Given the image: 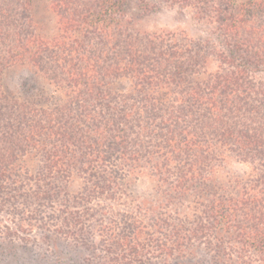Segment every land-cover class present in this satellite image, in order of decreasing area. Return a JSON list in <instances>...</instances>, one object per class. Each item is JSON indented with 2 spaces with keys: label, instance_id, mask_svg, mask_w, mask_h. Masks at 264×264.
<instances>
[{
  "label": "trees",
  "instance_id": "obj_1",
  "mask_svg": "<svg viewBox=\"0 0 264 264\" xmlns=\"http://www.w3.org/2000/svg\"><path fill=\"white\" fill-rule=\"evenodd\" d=\"M104 2L80 12L74 0H50L56 33L49 37L30 0H0V213L15 199L5 192L8 181L18 186L12 175H38L44 190L33 194L37 200L53 199L48 191L59 195L57 185L69 175H92L90 194L112 196L115 175L141 174L146 163L161 185L175 176L176 199L197 195L202 207H188L194 220L184 215L173 229L171 245L161 247L166 256L196 242L213 251L210 264H264V81L255 78L264 71V26L240 19L264 11V0H248L243 15L218 20L224 49L212 53L213 72L201 51L168 46L172 35L109 48L115 19ZM19 67L30 76L14 93L5 78ZM38 154L43 161L32 174ZM228 158L251 172L210 191ZM100 171L108 175L103 184L95 177ZM29 197L22 191L17 198ZM168 223L158 220L156 228ZM81 224L76 219L75 227ZM29 226L21 222L18 232ZM143 231L137 226L133 240Z\"/></svg>",
  "mask_w": 264,
  "mask_h": 264
},
{
  "label": "rangeland",
  "instance_id": "obj_2",
  "mask_svg": "<svg viewBox=\"0 0 264 264\" xmlns=\"http://www.w3.org/2000/svg\"><path fill=\"white\" fill-rule=\"evenodd\" d=\"M49 1L30 3L40 31L52 37L56 33V18L49 10ZM99 1H105L100 5L103 10L109 7L108 12L114 14L115 21L108 23L115 35L109 48L124 51L128 39L142 47L150 36L172 35L168 46L182 44L201 51L213 72L218 62L212 53L224 49L218 20L223 15L239 13L248 0H74L80 12L96 8ZM246 15L240 19L251 21L248 25L264 26V11ZM28 76V67L13 68L6 74L5 85L9 91L20 93ZM255 78L264 81V71ZM129 86L125 81L122 87ZM42 161V154L33 157L28 167L30 173L35 174ZM139 171L142 173L138 175L122 171L115 175L117 186L112 196L90 194L92 175H69L68 183L57 185L59 195L48 191L55 196L51 200L33 198V194L44 190L35 182L38 175H12L18 186L8 181L5 191L15 199L0 213V264H210L214 253L208 251V245L195 242L182 255L173 252L166 256L161 249L166 243L171 245L170 233L184 221V215L191 216L188 207L198 211L200 198L193 195L185 200L176 199L170 191L174 175H170L169 184L161 185L148 164H141ZM215 171L210 191L220 192L229 181L249 174L251 168L228 158ZM100 174L95 177L103 184L108 175L104 171ZM22 191L30 195L28 200L17 198ZM76 219L82 224L75 227ZM161 219H169V223L159 230ZM193 220L191 216L190 222ZM21 222L30 225L26 234L18 232ZM137 226L144 227V231L140 240L135 241ZM186 226L191 228L190 224Z\"/></svg>",
  "mask_w": 264,
  "mask_h": 264
}]
</instances>
